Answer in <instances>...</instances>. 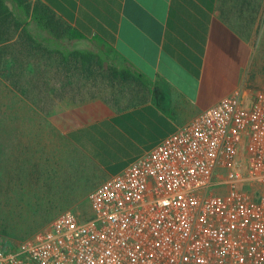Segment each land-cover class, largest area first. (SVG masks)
Returning a JSON list of instances; mask_svg holds the SVG:
<instances>
[{"label":"crops","instance_id":"1","mask_svg":"<svg viewBox=\"0 0 264 264\" xmlns=\"http://www.w3.org/2000/svg\"><path fill=\"white\" fill-rule=\"evenodd\" d=\"M19 1L30 9L13 13L18 28L0 27V192L33 203L38 226L74 210L53 183L61 162L101 175L94 191L222 98L263 90L253 69L264 0ZM17 67L20 91L9 83ZM97 68L110 71L109 87L63 106L29 102L76 99L77 72ZM56 202L55 217L42 216Z\"/></svg>","mask_w":264,"mask_h":264},{"label":"built area","instance_id":"2","mask_svg":"<svg viewBox=\"0 0 264 264\" xmlns=\"http://www.w3.org/2000/svg\"><path fill=\"white\" fill-rule=\"evenodd\" d=\"M0 264H264V90L222 98Z\"/></svg>","mask_w":264,"mask_h":264},{"label":"rangeland","instance_id":"3","mask_svg":"<svg viewBox=\"0 0 264 264\" xmlns=\"http://www.w3.org/2000/svg\"><path fill=\"white\" fill-rule=\"evenodd\" d=\"M5 2L11 4L10 0H5ZM4 19L10 20V18H4V15L0 10V27H3V22L5 21ZM0 38H3V36H0ZM257 56V63L255 64V68L253 69V71L259 77L260 84L263 87L255 89L264 90V31L261 35V43L257 51ZM18 69V67L11 69L12 73L10 75L11 77L9 83L19 90L22 87V82L18 77ZM99 69L100 68H97L93 74L89 75L90 77H86V79L84 80L82 74L77 70L78 72L77 76L75 77L74 84L71 86L65 84V87L69 86L70 90L75 92L76 99H38L29 100V102H37L38 104L40 103L43 106H53L54 103L59 102V104L63 106L68 102H75L83 99V97L87 95L90 96L92 94H95V92H97L100 88L103 89L108 85L110 86L112 83L110 82L112 81L110 71H99ZM2 70L3 69L0 67V72H2ZM91 79L92 82H90ZM79 97L81 99H79ZM70 152L72 155L69 157L64 151V154L62 155L63 157H61V159L67 160L68 158H71L74 159V161L75 159H78L80 162H83L82 157H78L75 151ZM60 164L61 168H59V176L56 178V180H54V186L59 185L61 186V191H68V193L72 194V197H74V202H71L70 206L74 203L75 205L71 207H73L74 211L80 215L81 219H85L90 215V213H92L91 203L88 195H90V192L93 191V189L101 182L102 176L99 174H92L89 176L83 175L80 172L81 170H79V164H77V162H73L72 164H70L71 170L67 169L68 167L65 162H61ZM48 187H51V185ZM41 189L39 191H41ZM28 197L30 198L31 202L32 196H30L29 193H27L26 198ZM23 198L25 197L23 196L22 199ZM4 199H6L7 203L4 202ZM13 199H18V201H15ZM13 201L17 205H10V203H12ZM63 206H65L64 202L61 204L56 202L55 205H52V209H48V211H45L44 215L42 216L52 219L60 211V209L58 208H61ZM35 209L36 207L33 205V203H29L27 205L21 203L19 200V193L18 196H15L7 188L2 187V191L0 192V244L7 245L9 247H15L22 242L34 237V235L38 231L45 229L46 226H38L42 222L41 220H37L40 216L38 215V211H36ZM41 218L43 220H47V218Z\"/></svg>","mask_w":264,"mask_h":264},{"label":"trees","instance_id":"4","mask_svg":"<svg viewBox=\"0 0 264 264\" xmlns=\"http://www.w3.org/2000/svg\"><path fill=\"white\" fill-rule=\"evenodd\" d=\"M29 5H23V2H20L19 0H13V8L11 9L8 4L5 2V0H0V10L1 12L4 14H6L7 16H10L9 18L12 19V21L8 20L9 22H11L13 24L14 22V26H16L18 28V25L20 24V20L18 18H11L13 17V13L14 12H18V11H24V12H29ZM5 20V19H4ZM129 72H125L123 74V78L124 79H129ZM117 76V75H116Z\"/></svg>","mask_w":264,"mask_h":264}]
</instances>
